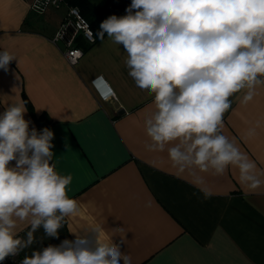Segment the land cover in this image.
Listing matches in <instances>:
<instances>
[{
  "label": "crops",
  "instance_id": "crops-1",
  "mask_svg": "<svg viewBox=\"0 0 264 264\" xmlns=\"http://www.w3.org/2000/svg\"><path fill=\"white\" fill-rule=\"evenodd\" d=\"M63 1L36 14L32 0H0V50L16 57L0 69V114L23 102L30 129L53 131L52 163L71 175L68 195L80 208L58 238L37 231L21 258L99 227L131 264H264V185H242L234 167L223 175L180 173L166 151L147 149L153 98L128 75L123 46L99 36L103 11L124 0ZM68 5L92 19L96 35L93 42L75 37L83 54L73 65L63 43L50 40ZM242 95L231 98L222 134L264 173V88L246 104Z\"/></svg>",
  "mask_w": 264,
  "mask_h": 264
},
{
  "label": "clouds",
  "instance_id": "clouds-1",
  "mask_svg": "<svg viewBox=\"0 0 264 264\" xmlns=\"http://www.w3.org/2000/svg\"><path fill=\"white\" fill-rule=\"evenodd\" d=\"M125 11L105 19L99 36L123 46L128 75L153 98L144 118L147 149L166 151L180 173L223 175L234 167L242 185H264V173L222 134L231 98L242 93L246 104L264 88V0H131ZM13 60L0 50V69ZM26 112L16 102L0 114V261L30 248L40 229L58 238L80 211L68 195L71 175L52 163L53 131L30 129ZM102 232L73 233L74 240L33 251L21 264H131Z\"/></svg>",
  "mask_w": 264,
  "mask_h": 264
},
{
  "label": "built area",
  "instance_id": "built-area-1",
  "mask_svg": "<svg viewBox=\"0 0 264 264\" xmlns=\"http://www.w3.org/2000/svg\"><path fill=\"white\" fill-rule=\"evenodd\" d=\"M64 2L63 0H32L30 9L36 14H42L50 7L59 8ZM80 12L81 11L76 5H68L59 26H57L56 31L50 38L55 44L59 41L63 43L61 52L72 65L76 63L83 54L82 48L75 43V37L81 34L88 42H93L95 40L93 29L88 25L89 22ZM111 93L115 95L112 90ZM22 260L23 259L18 254L5 258L4 261H0V264H21Z\"/></svg>",
  "mask_w": 264,
  "mask_h": 264
},
{
  "label": "trees",
  "instance_id": "trees-1",
  "mask_svg": "<svg viewBox=\"0 0 264 264\" xmlns=\"http://www.w3.org/2000/svg\"><path fill=\"white\" fill-rule=\"evenodd\" d=\"M131 4V0H124V2L118 6L115 5H108L107 9L104 12V14H106L104 17V20L107 19L109 16L111 15H116V16H123L126 14V8H128V6ZM82 13V10H80ZM84 15V17L87 19V21L89 22V26H91V28L93 29V21L92 19H90L89 17H87L84 13H82ZM94 32V29H93ZM95 34V32H94ZM96 37V35H95ZM94 37V38H95ZM96 39V38H95Z\"/></svg>",
  "mask_w": 264,
  "mask_h": 264
}]
</instances>
